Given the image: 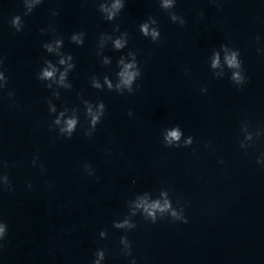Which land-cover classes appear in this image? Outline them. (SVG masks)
Returning <instances> with one entry per match:
<instances>
[{"label":"water","instance_id":"1","mask_svg":"<svg viewBox=\"0 0 264 264\" xmlns=\"http://www.w3.org/2000/svg\"><path fill=\"white\" fill-rule=\"evenodd\" d=\"M101 2L43 0L25 16L23 0H0V70L9 78L0 90V160L8 164L0 171L14 188L0 192V219L8 226L0 264H92L98 248L106 250L103 264L133 258L136 264H264V164L257 163L264 157V0H176L171 11L183 26L159 0H124L113 21L100 13ZM16 15L24 23L20 32L10 24ZM149 16L157 20V42L139 30ZM50 26L55 34L41 33ZM79 32L82 46L70 41ZM123 32V50L109 41L97 54L102 33ZM58 37L75 68L72 88L58 89L56 99L37 75L44 59L58 61L42 48ZM221 45L239 51L243 85L230 79ZM129 51L141 70L133 93L93 88V76L117 82V61ZM214 51L220 54L215 68ZM49 99L58 111L79 110L71 139L49 130ZM82 100L106 105L91 138L84 135ZM176 125L192 145L165 146L164 130ZM248 133L253 138L242 148ZM137 196L171 200L188 222L165 215L152 223L138 213L135 229L114 228ZM122 236L132 244L131 256L122 254Z\"/></svg>","mask_w":264,"mask_h":264},{"label":"clouds","instance_id":"2","mask_svg":"<svg viewBox=\"0 0 264 264\" xmlns=\"http://www.w3.org/2000/svg\"><path fill=\"white\" fill-rule=\"evenodd\" d=\"M43 0H23L24 4V15H30L34 8L40 5ZM160 7L169 12L170 19L173 23H179L181 26L185 24V20L177 15L174 11H171L175 8L176 0H159ZM125 6L124 0H104L99 4V11L103 14V17L107 21H113L120 14ZM59 13L53 11L52 15L57 16ZM201 15H203L201 13ZM11 26L17 31L20 32L23 29L24 23L20 15L14 16L10 21ZM157 25V20L151 16L148 19L141 23L139 30L141 34L145 37L150 38L153 42H157L160 39V31ZM51 30L55 34V28H44L41 29V33H45ZM114 31H119V25H116ZM84 32L74 33L70 37V41L77 46H82L84 43ZM111 41L112 47L117 50H123L128 43V33L123 32L118 37H113L106 33H102L99 39V49L98 55H102V49ZM64 45L63 38H55L50 42H45L42 44V48L49 54H53L59 57L56 63H53L51 60L44 59L43 67L40 69L37 79L42 82H46V87L52 89V95L56 99L60 98V92L58 89H71L72 84L68 80L69 73L74 70L75 64L73 63V56L71 54H66L62 52ZM221 50L225 53V62L229 69H232V74L230 79L233 83L240 86L245 83V76L243 75L242 61L239 56L240 53L238 50L229 48L226 45H221ZM3 59L0 58V68L3 66ZM102 63L104 65L111 64V59L107 56L102 57ZM220 63V54L219 52L214 51L212 59V67H218ZM119 71L117 72V82L114 84L113 81L106 75L103 78V83L100 82L95 76L91 78V85L93 88L98 90H103L105 87L109 91H116L120 94H123L125 91L129 94H132L134 89L133 85L136 80L141 76V70L138 66L136 53L129 51L127 57L121 56L117 61ZM9 78L5 75L3 70H0V90L7 88ZM207 91V89H203ZM8 97H14L15 93L8 91ZM82 103L85 107V116L88 121V128L85 130L84 135L91 138L92 133L95 131L96 126L101 122L104 114L106 105L103 101H100L96 104H93L89 100H82ZM48 110L50 114H54V119L49 126L50 131H57L60 137L71 139L73 134L76 132L77 126L80 123L78 116V109L72 108L69 109L64 107L63 110L58 111L55 104L52 101L48 100ZM69 112L71 113L69 115ZM129 116L132 115V112L129 111ZM244 131H247V126L243 128ZM259 135V133H257ZM252 134L248 133L245 136V140L241 142V147H246V142L252 140ZM183 139V143L181 141ZM163 142L166 147H187L192 145L193 138L188 136L184 138L183 131L179 125H176L172 128L164 130ZM38 157L34 156L32 159L33 166H36ZM223 163V161H220ZM258 164H264V157L258 158ZM8 164L6 161L0 160V169L7 168ZM40 168L43 171H46L43 164L40 165ZM84 170L88 175H93V169L91 165L85 164ZM30 189L32 187L31 183L27 185ZM13 185L9 178L7 172L0 171V192L13 191ZM142 215L146 220L156 223L158 219L163 218L165 215L169 216L173 221H181L187 223V218L183 214V208L177 210L173 207L171 200L166 199L163 204L159 200L148 201L142 197L137 196L133 201L129 202V214L126 215L122 220H115L112 223V226L119 230L130 231L135 229L136 224L133 221V217L137 214ZM7 224L0 219V250L4 248V242L7 237ZM100 238L104 239L107 236L105 230H101ZM120 244L122 245V254L125 256L132 255V244L128 240L127 236H122L120 238ZM94 259L92 264H103L106 256V250L103 248H98L93 253ZM130 264H136V260L133 258L130 261Z\"/></svg>","mask_w":264,"mask_h":264}]
</instances>
